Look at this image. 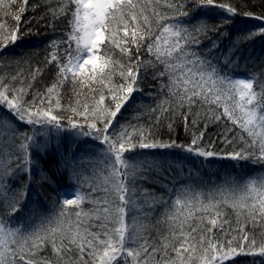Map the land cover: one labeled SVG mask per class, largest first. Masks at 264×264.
I'll use <instances>...</instances> for the list:
<instances>
[{"label": "snow or ice", "instance_id": "obj_1", "mask_svg": "<svg viewBox=\"0 0 264 264\" xmlns=\"http://www.w3.org/2000/svg\"><path fill=\"white\" fill-rule=\"evenodd\" d=\"M11 2L19 3V0ZM59 2L58 9H51L52 20L71 12L72 31L66 43L75 41L76 51L81 55L75 60L69 58L67 63L58 62L55 55L51 57L49 63L57 61V80L45 93L32 94L31 84L25 87L23 80L19 88L14 83L0 81V110L7 109L0 111V129H9L8 133L0 131V142L4 135L11 139L22 137L14 155L15 169L11 167L13 156L5 163L0 155V264H119L121 260L124 264H225L229 258L240 254L264 258V241L258 243L246 230L249 222L254 226L264 225V175L249 177L243 183L226 180L224 185L209 192L206 200L202 193L182 188L171 200V207L165 210L170 234L154 241L143 234L145 224L135 218L129 223L127 216L133 208L140 207L135 179L142 172L160 171V162L137 159L143 154L125 156V153H135L137 148H178L205 159L221 155L207 150L203 140L207 125L223 119L232 125L226 124V131L239 129L237 134L246 145L223 154L224 158L264 163V85L257 91L253 79L221 73L206 55L218 51L228 40L225 62L231 63L232 55L244 43L256 36L264 37V25L258 29L237 27L235 17L240 15L239 11L230 3L217 0H197L196 15L189 10L193 6L186 5L183 0ZM5 4L6 0H0V9ZM27 5L28 0H24L19 13H24ZM69 5H74V10ZM210 8H219L226 14L200 11ZM243 15L264 20V15L256 16L252 12ZM14 19L17 24L11 31H7L6 24L0 23V47L7 48L9 42L15 44L22 37L21 15L16 14ZM209 33H215V38ZM205 40L207 47L201 50ZM108 45L119 49L127 60L102 51V46ZM143 53L151 59L142 60ZM86 65H91V74L85 73ZM149 67L154 69L153 78L159 81L160 95L164 97L151 110L153 113L164 114L165 118L182 117L187 128L190 116L192 125H197L201 119L200 112L195 109L205 112V131L194 132L187 144L157 141L152 139L150 129L130 122L119 124L118 115L134 99L142 72ZM69 73L74 86L87 87L93 95L84 101L77 99L76 107L69 105L72 115L67 117V124H63L65 117L56 111L63 107L57 89L69 78ZM117 74L119 83L112 79ZM35 76L36 73H32L33 79ZM17 78L12 79L16 81ZM96 83L99 89L91 86ZM28 95H32L31 100L26 99ZM53 96H56L55 104ZM155 119L160 121L161 115H156ZM25 125L39 126L40 130L30 134L24 129ZM63 133H68L67 137H63ZM51 134L56 137L54 149ZM38 136H43L44 140H38ZM92 141L104 146L96 161L102 167L94 169L99 172L98 183L92 188L93 192L102 191L104 195L93 201L96 205L93 212L76 211L74 222L68 218L66 206H79L85 199L78 193L75 199L63 198L65 207L56 215L41 217L35 224L30 217L27 230L16 226L15 217L21 210V201L10 198L11 189L4 177L15 178L17 173L27 169L30 181L32 166L39 164L38 157L55 151L60 155L61 166L71 173L73 180L80 181L77 160L82 167L85 159L94 155L96 146ZM172 167L169 163V169ZM175 167L183 174L182 164ZM42 179L46 180L47 176ZM22 187L26 199V186ZM141 195L149 207L169 203L147 189ZM225 205L244 217V225L235 229L238 239L236 236L227 239L224 225L228 220L222 214ZM93 217L101 223H89ZM93 228L100 231H93ZM221 235L225 239L222 240ZM49 243L54 262L40 255ZM253 264L257 262L254 260ZM259 264H264V259Z\"/></svg>", "mask_w": 264, "mask_h": 264}, {"label": "trees", "instance_id": "obj_2", "mask_svg": "<svg viewBox=\"0 0 264 264\" xmlns=\"http://www.w3.org/2000/svg\"><path fill=\"white\" fill-rule=\"evenodd\" d=\"M183 2L186 5L191 4L193 7L189 10L192 11L193 15L197 14V0H183ZM217 2L230 3L239 11L240 15L235 17V24L239 28L258 29L261 25H264V20H257L243 15L245 12H252L256 16L264 15V0H217ZM64 3L67 4V0H64ZM36 5L38 7H33ZM22 6H24V0H19V3L6 0L5 7L0 9V23L7 25V31L15 29L17 21L14 16L16 14L21 15L20 30L23 33L15 44L9 42L7 48L0 47V81L14 83L19 88L21 86L20 82L23 80L25 81V87H27V84H31L30 92L32 94L45 93L46 89L51 87L57 80V61L49 63L51 57L55 55L58 62L67 63L69 58L75 60L77 55H81L76 51L75 41L66 43L69 38L68 34L72 31L69 25L72 15L71 12H68L61 15L59 19L52 20L51 9L60 7L59 0H28L27 10L21 14L19 8ZM69 7L74 10V5H69ZM200 11L226 14L222 13L219 8L200 9ZM212 22L216 23L218 21ZM231 27L232 25H229V28ZM226 30L222 29V31ZM209 35L215 38V33H209ZM233 39H235V36H233ZM207 44L208 41L205 40L204 44L201 45V50L207 47ZM229 44L230 41L225 40L218 51L206 53V55L212 58L213 63L216 64L221 73L233 78H251L255 81L254 88L260 91L261 85H264V37L256 36L244 43L240 50L232 55L231 63H226L225 59L228 56ZM102 51H106L114 58L127 60V57L122 56L119 49L114 46L108 45L106 48L102 46ZM133 52H135V49H133ZM141 59L148 60L151 57L147 53H143ZM38 69L39 71H37ZM153 71L154 69L149 67L146 72H142L138 90L133 93L134 99L122 109V114L117 117L119 124L130 122L143 126L145 130L150 129L152 139L157 141L170 142L174 140L180 144H187L194 132L198 134L199 131H205V112L199 108L195 109V111L200 112L201 119L197 125H192V117L190 116L187 128L182 117L169 116L165 118L164 114L153 113L151 110L155 109L160 100L164 99L160 95L159 81L153 78ZM34 72L36 73L35 79L32 77ZM85 73L91 74V65L85 66ZM14 76H18L16 81L12 79ZM112 79L116 83L120 82L118 74ZM88 83L91 84V82ZM91 86L97 89L100 88L98 83ZM57 91L63 107L56 111L58 115L65 117V120L62 121L63 124H67V117L72 115L69 105L76 107L77 99L84 101L93 95L87 87L74 86L71 73H69L68 79L62 81V86ZM104 91L107 90L104 89ZM77 93H79V96H77ZM26 99L31 100L32 95H28ZM55 100L56 96H53V104H55ZM0 111H7V109L4 108ZM219 111L222 112V108ZM156 115H161L160 121L155 119ZM119 124L117 129H119ZM169 124L172 125L171 128H169ZM226 124L228 127H232L230 123L223 119L207 125L203 144L207 150L221 154L212 158L197 157L182 152L178 148H137L135 153H125V156L143 154L137 156V159H154L160 162V171L153 169L142 172L135 179L136 199L140 207L133 208L127 216L129 223L135 218L146 225L143 234L148 236L150 240L157 241L161 235L170 234L169 222L164 218L165 210L167 207H171V200L175 199L178 191L182 188L191 190L193 193H202L203 198L206 200L208 193L218 186L224 185L226 180L243 183L249 177L264 175V163H254L252 160L237 162L224 158L223 154L246 146L237 134L239 129L227 132ZM24 129L29 131L30 134L33 131L40 130L39 126L32 128V126L27 125L24 126ZM0 131L8 133L9 129L5 127ZM67 135L68 133L62 134L63 137H67ZM51 138L54 149L56 137L51 134ZM21 139L20 136L11 139L9 135H4L2 142H0V150H3L0 151V155H2L5 163L8 162L9 156H13L11 162L13 169H15L17 163L14 155ZM37 139L43 141L44 137L38 136ZM92 143L96 146L94 155L91 158H86L82 167L81 162L77 160V169L81 174L80 181L71 178V173L61 166L60 155L55 151H50L49 155L38 157L39 164L32 166L30 181L27 169L23 173H17L15 178H11V176L4 177L11 189L10 198L14 197L21 201V210L15 217L16 226L27 230L30 217L32 218L31 223L35 224L41 217L56 215L61 208L65 207L62 193L66 190H76L77 194L79 193L85 197L79 206L76 204L66 206L68 218L74 222L77 219L75 216L76 211L93 212L96 207L93 201L97 196L104 195L102 191H92V188L98 183L97 177L99 176V172H94V169L98 170L102 167L96 161L100 158L101 149L104 146L100 145L99 141H92ZM34 158L37 157L34 156ZM169 163L173 165L171 169H169ZM178 163L183 166V174H181L179 168L175 167ZM43 176H47V179H42ZM141 176L146 178L142 179ZM22 186H26V199L25 189ZM144 189H147L149 193L156 197L169 201V203H157L149 207L141 195ZM222 214L228 220V224L224 225L227 239H232L233 236L238 239L239 234L235 229L244 225V217L238 216L236 211L226 205L222 207ZM89 223L99 224L101 221L95 220L93 217L89 220ZM92 230L100 231L99 228H93ZM246 230L258 243L264 241V225L254 226L249 222L246 225ZM220 238L223 240L225 236L221 235ZM233 243H236V241H233ZM40 255L53 262L55 261L51 243ZM262 259L264 258L259 255L240 254L229 258L225 261V264H253L254 260L259 264ZM120 262L124 264L123 260Z\"/></svg>", "mask_w": 264, "mask_h": 264}, {"label": "rangeland", "instance_id": "obj_3", "mask_svg": "<svg viewBox=\"0 0 264 264\" xmlns=\"http://www.w3.org/2000/svg\"><path fill=\"white\" fill-rule=\"evenodd\" d=\"M235 78H239V79H248V78H243V77H235ZM186 189V188H185ZM180 192V190L178 191ZM76 190H66L62 193V197L63 198H68V199H75L76 198ZM119 264H123L122 262H119Z\"/></svg>", "mask_w": 264, "mask_h": 264}]
</instances>
